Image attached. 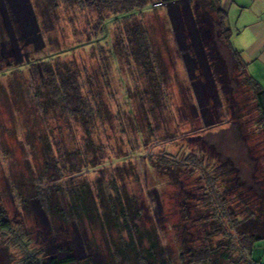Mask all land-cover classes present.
Here are the masks:
<instances>
[{"label":"rangeland","instance_id":"rangeland-1","mask_svg":"<svg viewBox=\"0 0 264 264\" xmlns=\"http://www.w3.org/2000/svg\"><path fill=\"white\" fill-rule=\"evenodd\" d=\"M200 5L161 1L129 20L75 1L50 9L44 0H0L9 30L4 53L10 48L3 59L29 60L22 71L0 70V209L10 226L0 222V264L31 256L44 264L53 257L115 264L111 254L125 233L102 221L110 219L101 202L99 219L78 222L51 217L42 205L38 187L70 180L102 182L115 200L116 187L126 189L129 214L142 231L158 234L174 264H187V238L206 243L202 225L215 248L227 240L222 233L232 215L222 224L202 222L213 209L204 196L218 201L228 189L245 190L239 181L248 174L262 178L264 130L246 70L220 35L215 10ZM132 21L144 25L159 52L161 81L160 72L150 77L129 54ZM74 75L77 87L63 91V79ZM254 256L264 264V239Z\"/></svg>","mask_w":264,"mask_h":264},{"label":"trees","instance_id":"trees-1","mask_svg":"<svg viewBox=\"0 0 264 264\" xmlns=\"http://www.w3.org/2000/svg\"><path fill=\"white\" fill-rule=\"evenodd\" d=\"M4 4L7 0H2ZM46 5L50 9H55L58 0H44ZM68 2H78L80 5L95 9L99 12H108L109 14L117 18H127L131 20V15L144 13L151 5L158 2H167V0H65ZM201 7L207 10V5L212 6L215 10V15L218 20L216 26L219 27L220 35L226 40L228 48L235 59V62L245 69V61L243 58V52L237 49L232 42L233 29L230 26L228 10L222 5V0H197ZM10 21L15 34L19 33V26L17 20L11 15ZM106 20L107 18L104 17ZM108 29L107 25L104 26ZM9 32L7 26L3 21V14L0 9V70L3 67L7 71H11L15 65V69L21 70L22 67L29 61L26 58L21 61L15 62L13 60H5L4 54H7L10 50H4L6 47L5 32ZM128 50L132 58L144 68L147 75L153 77L161 74L157 78V81H161L165 77V73L162 72L160 67L159 52L153 50L149 41H147V30L142 24H135L133 21L128 25ZM130 32V35H129ZM148 42V43H147ZM4 48V50H3ZM20 52L23 51L19 47ZM27 56V55H26ZM4 63V65H3ZM62 90L72 91L77 87V79L75 75L73 78L63 79ZM13 84V83H12ZM251 89L252 98L255 103L256 110L258 111V121L260 126L264 130V88L263 86L252 76L247 73L246 84ZM16 89V87H14ZM15 91V90H14ZM17 96L19 93L14 92ZM74 94V93H73ZM229 100V98H227ZM83 103V102H81ZM85 111V109H84ZM75 112V111H74ZM76 115H81L85 118L84 114H81L79 110L75 112ZM88 124V121L86 122ZM46 153L48 159H53V153L50 149L51 144L46 141ZM50 146V147H49ZM261 149V148H260ZM264 149V147H263ZM264 152V150H263ZM264 156V155H263ZM233 161V156H231ZM260 160V159H259ZM256 159V161H259ZM191 162L202 167L204 166L203 158L197 159L196 156H191ZM262 162V160H261ZM187 164V159L184 162ZM88 165V164H87ZM84 165L83 168L87 167ZM57 172L62 173V169L56 167ZM251 168H248V173ZM246 170V171H247ZM83 169L81 168V172ZM247 173V174H248ZM255 173V172H253ZM73 174H76L75 172ZM241 171L238 172V177H241ZM253 175V174H252ZM264 176V172H263ZM257 179L254 177L250 179L251 175L248 174L246 178L240 179L245 190L228 189L225 194L218 196L221 200L217 201L212 194L204 196L203 205H211L212 214L207 215L202 222L207 223L209 221H215L220 224L227 222L230 214V228H223L224 238L227 240H221L219 246L215 248L212 235L206 228V224L202 225L200 232H203V238L200 241H206L199 244H193V241L187 238V264H255L259 260L255 258L254 252L256 244L264 239V178ZM211 179V178H210ZM212 185L217 187L215 180H210ZM242 185H236L243 189ZM236 186H232L236 188ZM106 187L102 182H99L97 186L93 187L90 182H83L78 184L75 181L68 182H56L49 185H43L38 187V195L42 205L51 217L62 220L63 222L79 221L83 218L87 220L99 219V203L103 207L104 215L110 220H103L109 224V227L116 226L121 233V243L117 244L115 251L111 256L115 264H125L128 261L135 260L137 264H174L172 263L166 254V248L160 241V237L155 232L149 230L142 231L139 225L135 223V219L128 212V206L133 203V200L129 197L126 189L123 192L116 187L117 194L116 200L113 197H109L106 192ZM204 188H206L204 186ZM218 190V187H217ZM254 191V192H253ZM256 191V192H255ZM260 192V194H258ZM230 195V199L226 197ZM258 195V196H257ZM64 200V201H63ZM99 202V203H98ZM99 205V206H98ZM98 209V210H97ZM240 209V210H239ZM95 213H98L95 216ZM102 215V214H101ZM211 217V218H210ZM0 222L1 226L5 229H9L10 226L3 218V210L0 209ZM203 223V224H204ZM114 224V225H113ZM142 227V226H141ZM209 233L205 236V233ZM220 232V231H219ZM146 238V239H144ZM148 242V247H145L143 243ZM227 242L226 245H224ZM143 245V247L141 246ZM160 258H159V257ZM23 264H44L41 260H37L34 256L25 258ZM49 264H102L101 262L92 261L90 258L85 261H80L74 257H65L61 259L51 258Z\"/></svg>","mask_w":264,"mask_h":264},{"label":"crops","instance_id":"crops-1","mask_svg":"<svg viewBox=\"0 0 264 264\" xmlns=\"http://www.w3.org/2000/svg\"><path fill=\"white\" fill-rule=\"evenodd\" d=\"M233 29V45L243 52L245 70L264 88V0H222Z\"/></svg>","mask_w":264,"mask_h":264}]
</instances>
